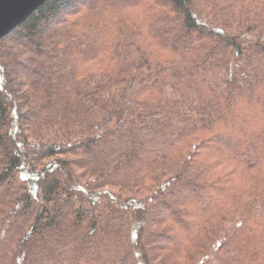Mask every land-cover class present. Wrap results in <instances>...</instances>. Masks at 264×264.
I'll return each instance as SVG.
<instances>
[{
  "label": "trees",
  "instance_id": "obj_1",
  "mask_svg": "<svg viewBox=\"0 0 264 264\" xmlns=\"http://www.w3.org/2000/svg\"><path fill=\"white\" fill-rule=\"evenodd\" d=\"M0 264H264V0H47L1 39Z\"/></svg>",
  "mask_w": 264,
  "mask_h": 264
},
{
  "label": "water",
  "instance_id": "obj_2",
  "mask_svg": "<svg viewBox=\"0 0 264 264\" xmlns=\"http://www.w3.org/2000/svg\"><path fill=\"white\" fill-rule=\"evenodd\" d=\"M47 0H0V40L13 30Z\"/></svg>",
  "mask_w": 264,
  "mask_h": 264
},
{
  "label": "rangeland",
  "instance_id": "obj_3",
  "mask_svg": "<svg viewBox=\"0 0 264 264\" xmlns=\"http://www.w3.org/2000/svg\"><path fill=\"white\" fill-rule=\"evenodd\" d=\"M16 29H17V28H16ZM16 29H15V30H16ZM13 31H14V30H13ZM13 31H12V32H13Z\"/></svg>",
  "mask_w": 264,
  "mask_h": 264
}]
</instances>
